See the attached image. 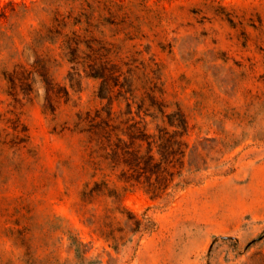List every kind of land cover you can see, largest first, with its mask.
<instances>
[{"label": "rangeland", "instance_id": "1", "mask_svg": "<svg viewBox=\"0 0 264 264\" xmlns=\"http://www.w3.org/2000/svg\"><path fill=\"white\" fill-rule=\"evenodd\" d=\"M146 4L140 47L150 44L145 55L161 64L169 110L178 104L186 113L190 182L163 200L129 186L123 204L152 228L114 230L122 236L117 247L87 225L104 200H80L92 178L85 136L74 127L78 113L102 105L98 81L84 76L79 85L75 74L70 80L60 59L49 74L67 86L68 99L56 88L47 101L36 73L30 90L19 75L10 82L16 62L33 57L28 45L38 19L29 13L18 19L14 44L0 51V264H260L264 0ZM15 124L26 125L28 138ZM73 236L82 242L78 249Z\"/></svg>", "mask_w": 264, "mask_h": 264}, {"label": "trees", "instance_id": "2", "mask_svg": "<svg viewBox=\"0 0 264 264\" xmlns=\"http://www.w3.org/2000/svg\"><path fill=\"white\" fill-rule=\"evenodd\" d=\"M147 1L0 0V51L8 42L14 44L18 19L29 13L38 19L28 45L33 57L28 54L26 63L16 62L17 68L8 75L10 82L19 75L27 85L24 89L30 90L36 73L45 84L47 101L56 88L68 99L67 86L49 74L60 59L69 65L70 80L75 74L79 85L84 76L98 81L96 94L102 105L78 113L74 127L85 136L86 167L92 178L84 183L80 200L84 204L104 200L101 212H90L86 223L114 247L123 243L114 230L135 233L152 228L147 216L139 217L123 204L129 186L163 200L190 182L186 113L178 104L169 110L161 64L153 55H145L150 44L140 47L148 21L140 9L149 8ZM15 125L16 134L23 131L28 138L26 125ZM73 237L71 243L78 249L82 242ZM260 264H264L263 250Z\"/></svg>", "mask_w": 264, "mask_h": 264}]
</instances>
